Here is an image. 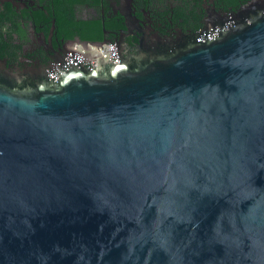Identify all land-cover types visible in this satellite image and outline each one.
I'll return each instance as SVG.
<instances>
[{
	"label": "water",
	"instance_id": "obj_1",
	"mask_svg": "<svg viewBox=\"0 0 264 264\" xmlns=\"http://www.w3.org/2000/svg\"><path fill=\"white\" fill-rule=\"evenodd\" d=\"M205 2L174 39L119 0L120 62L0 77V264H264V0Z\"/></svg>",
	"mask_w": 264,
	"mask_h": 264
},
{
	"label": "flooded vegetation",
	"instance_id": "obj_2",
	"mask_svg": "<svg viewBox=\"0 0 264 264\" xmlns=\"http://www.w3.org/2000/svg\"><path fill=\"white\" fill-rule=\"evenodd\" d=\"M70 1L0 0V77L6 74L13 75L11 84L17 87L34 84L45 76L49 66L65 52L71 42H86L81 41L77 36L70 39L61 34L58 18L62 14L64 5L68 7L67 18L73 19L74 25L83 21L92 24L101 22L104 39L96 43L110 44L123 40L127 55L136 50L139 38L145 34L147 36L158 34L177 39L181 33L190 35L196 24V18L190 16L188 11L185 16L176 11L178 7L173 5L175 0H152L156 4L158 1H168L171 9V17L168 20L161 14L164 11L161 9L162 4H157L161 7L151 11L143 7L142 0L134 1V16L143 23L142 30H146L145 34L139 35L138 30L134 29L131 33L127 32L129 35L121 37L126 27L124 18L118 12L119 0H82V2L72 0V3ZM213 1L212 6L216 11L224 12L217 8L216 0ZM205 4L203 0V18L199 21L202 24L201 29L207 25ZM16 78H20L21 82ZM8 83L0 79V85Z\"/></svg>",
	"mask_w": 264,
	"mask_h": 264
},
{
	"label": "trees",
	"instance_id": "obj_3",
	"mask_svg": "<svg viewBox=\"0 0 264 264\" xmlns=\"http://www.w3.org/2000/svg\"><path fill=\"white\" fill-rule=\"evenodd\" d=\"M134 1L136 2L141 0ZM202 1L203 0H175V2L173 3V5H176V7H178L176 8V11H178L182 16H185L188 11L190 16L196 18V24L192 28L191 34L197 33L202 28V24L199 22L203 18ZM248 1L250 0H216V6L218 9H222L224 12H236L242 5L246 4ZM80 2H82V0H80ZM142 2L144 3L143 7L146 10L151 11H154L157 7H161L157 4H162L161 9L164 10L163 12H161L162 16L166 17V20L171 17V9L169 7L170 4H168V1H158L157 4L152 0H142ZM67 8V5L63 6L62 14L58 18L59 25L62 29L61 34L70 39L77 36L81 41H86L87 43H96L97 41L104 39L103 28L100 21L94 22L93 24L91 22L83 21L80 24L74 25L73 19L67 18ZM107 28H109V26H107Z\"/></svg>",
	"mask_w": 264,
	"mask_h": 264
},
{
	"label": "built area",
	"instance_id": "obj_4",
	"mask_svg": "<svg viewBox=\"0 0 264 264\" xmlns=\"http://www.w3.org/2000/svg\"><path fill=\"white\" fill-rule=\"evenodd\" d=\"M105 48L89 46L86 48L83 44L75 43L72 48L65 51L62 60L54 61L47 69L51 79L59 81L60 70H69L72 67H84L88 70H94L98 66V60L88 56L101 53L104 58H110L113 62H120V54L117 43H110Z\"/></svg>",
	"mask_w": 264,
	"mask_h": 264
},
{
	"label": "bare ground",
	"instance_id": "obj_5",
	"mask_svg": "<svg viewBox=\"0 0 264 264\" xmlns=\"http://www.w3.org/2000/svg\"><path fill=\"white\" fill-rule=\"evenodd\" d=\"M211 37L213 36V35H210Z\"/></svg>",
	"mask_w": 264,
	"mask_h": 264
}]
</instances>
